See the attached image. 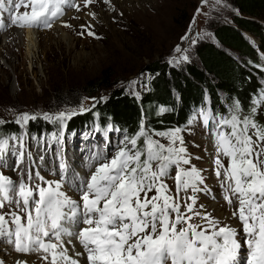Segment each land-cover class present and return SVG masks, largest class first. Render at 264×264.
Masks as SVG:
<instances>
[{
	"label": "snow or ice",
	"instance_id": "snow-or-ice-1",
	"mask_svg": "<svg viewBox=\"0 0 264 264\" xmlns=\"http://www.w3.org/2000/svg\"><path fill=\"white\" fill-rule=\"evenodd\" d=\"M103 2L111 4V0ZM94 3L96 0H83V7ZM21 7L31 10L20 13ZM65 7L81 10L75 0H0V30L6 27L3 13L11 26L50 28L64 15ZM200 13L197 8V15ZM88 15L96 18L94 12ZM92 27L81 25L88 35L95 36ZM79 34L84 35V31ZM175 51L186 53L187 49L177 46ZM188 59L187 55L173 57L169 64ZM262 104L264 92L252 100L248 115H242L241 102L236 100L227 115L202 108L188 121L191 125L199 118L209 130L215 149V176L223 199L230 207L235 206L232 216L240 221L241 232L214 217L204 205L197 207L198 193H212L203 170L192 164L184 129L149 132L142 119L134 134L124 135L115 153L98 152L90 157L87 177L69 175L63 158L57 180H46L31 167L21 169L26 158L32 159L23 136H0V161L11 152L16 157L13 170L21 173L18 183L0 173V210L8 206V211H0V241L12 245L18 254L40 253L45 264H81V257L84 264H264V125L255 120ZM89 110L81 104L79 110L51 114L25 112L15 122L26 125L42 115L63 129L67 120ZM4 123L0 120V126ZM106 131L120 129L109 125ZM52 135L62 142V132ZM39 159L43 161L44 157ZM173 167L175 195L165 182ZM69 181L75 184L79 200L63 190ZM74 241L83 251L75 250ZM66 243L73 246L71 255ZM15 264L29 262L17 259Z\"/></svg>",
	"mask_w": 264,
	"mask_h": 264
},
{
	"label": "rangeland",
	"instance_id": "rangeland-1",
	"mask_svg": "<svg viewBox=\"0 0 264 264\" xmlns=\"http://www.w3.org/2000/svg\"><path fill=\"white\" fill-rule=\"evenodd\" d=\"M197 8L201 9L199 15ZM89 11L96 13L95 19L88 15ZM235 13L231 0H220L219 3L217 0H207V3H202V0H111L110 5L104 4L103 0H96V3L81 12L65 15L51 30L32 29L33 42L27 38L28 32H16L19 38L12 46L15 56L8 58L0 53V120L14 122L18 115L25 112L51 114L67 109L79 110L81 104L90 109L102 100L101 97L105 98L110 89L105 88L88 96L82 87L99 77L106 68L113 71L116 86L139 94L148 87V74L143 68L146 63L157 58L167 61L173 57L179 59L181 55H187L188 61L179 64L174 62L172 65L191 62L195 46L212 39L216 25L227 21ZM87 24L93 26L91 31L95 36L88 35L81 28V25ZM82 31L84 35L79 34ZM62 32L66 37L61 35ZM9 35L3 39L0 37V46L8 42ZM185 35L189 39L182 40ZM254 37L258 43V37ZM193 40L196 41L194 44ZM177 46L187 49V52L177 53ZM18 72L22 73L17 76ZM133 81L137 83L132 84ZM58 90L62 91L63 97H73L76 102H60L55 96ZM260 110L264 114V104ZM182 135L192 156V164L198 165L199 159L196 157L200 155L202 144L197 141L191 126L184 129ZM33 142L31 138L28 139L31 145ZM41 142L47 147L45 161L53 160L57 171L59 160L55 152L56 144L50 145L47 139ZM162 142L167 143L166 140ZM62 144L63 159L66 162L67 157L68 168L71 166L75 173L77 167H81L83 172L90 170V157L96 153L108 155L120 147L117 138L115 141L104 138L100 131H93L88 136L76 133L64 137ZM42 150L44 148H38L37 152ZM203 157L204 152L200 155V158ZM9 173H13L12 168ZM68 186L75 188V184ZM216 211L221 212L218 208ZM28 255H15L14 258L25 259L29 264H32V258L37 264L42 262L40 253Z\"/></svg>",
	"mask_w": 264,
	"mask_h": 264
},
{
	"label": "trees",
	"instance_id": "trees-1",
	"mask_svg": "<svg viewBox=\"0 0 264 264\" xmlns=\"http://www.w3.org/2000/svg\"><path fill=\"white\" fill-rule=\"evenodd\" d=\"M231 2L237 13L216 25L212 39L195 46L191 62L175 66L157 58L145 64L148 87L139 93V98L124 87L116 86L113 71L106 68L99 77L85 83L82 90L91 96L107 88L109 94L89 111L67 120L63 129L58 123L38 117L25 126L15 120L6 121L0 126V136H23L25 131L34 138L61 132L66 137L76 133L87 136L95 128L107 132L109 125L120 129L121 135L124 132L131 135L138 130L142 119L149 132L175 127L185 129L190 112L206 101L205 94L224 115L236 100L241 102L242 115H248L252 100L264 92V0ZM248 33L258 37V48L252 44ZM55 96L64 104L76 102L73 97H63L59 90ZM160 108L167 111L160 113ZM260 111L259 108L255 120L264 125V114ZM141 144L142 140L138 141V145Z\"/></svg>",
	"mask_w": 264,
	"mask_h": 264
},
{
	"label": "bare ground",
	"instance_id": "bare-ground-1",
	"mask_svg": "<svg viewBox=\"0 0 264 264\" xmlns=\"http://www.w3.org/2000/svg\"><path fill=\"white\" fill-rule=\"evenodd\" d=\"M57 27H59V25H58ZM26 32H28V33H27V38H28L29 40H31L30 42H33L32 40H33L34 36H33V31H32V29H28V30H26ZM61 35L66 37V34H64V32H62ZM62 36H61V37H62ZM18 38H19V37H18L17 33H16L15 31L12 32V33L9 35V37H8V42L5 43V45H1V46H0V50H1L0 53H3V54H5V55H7L8 58H11L12 56H15V55H14L15 53H14V50L12 49V46H13L14 44L17 43ZM67 38H68V36H67ZM14 46H15V45H14ZM21 73H22V72H18V73H17V76H19ZM74 243H76V242L74 241ZM4 246H6V245H4ZM24 260H25V259H24Z\"/></svg>",
	"mask_w": 264,
	"mask_h": 264
}]
</instances>
